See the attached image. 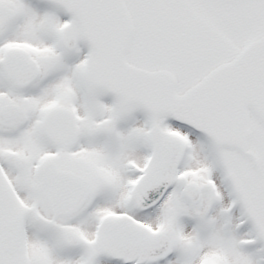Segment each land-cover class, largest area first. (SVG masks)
I'll list each match as a JSON object with an SVG mask.
<instances>
[{"label": "snow or ice", "instance_id": "1", "mask_svg": "<svg viewBox=\"0 0 264 264\" xmlns=\"http://www.w3.org/2000/svg\"><path fill=\"white\" fill-rule=\"evenodd\" d=\"M0 264H264V0H0Z\"/></svg>", "mask_w": 264, "mask_h": 264}]
</instances>
